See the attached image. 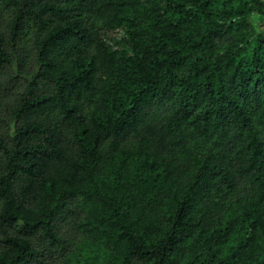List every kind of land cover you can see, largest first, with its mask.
Instances as JSON below:
<instances>
[{
	"label": "trees",
	"instance_id": "trees-1",
	"mask_svg": "<svg viewBox=\"0 0 264 264\" xmlns=\"http://www.w3.org/2000/svg\"><path fill=\"white\" fill-rule=\"evenodd\" d=\"M255 12L0 0V264H264Z\"/></svg>",
	"mask_w": 264,
	"mask_h": 264
},
{
	"label": "rangeland",
	"instance_id": "rangeland-1",
	"mask_svg": "<svg viewBox=\"0 0 264 264\" xmlns=\"http://www.w3.org/2000/svg\"><path fill=\"white\" fill-rule=\"evenodd\" d=\"M259 2L264 6V0H259ZM250 34L253 32H264V15L258 12L253 13L252 15L249 16L248 18V26L246 28ZM232 35H234V38H232ZM241 36V32L240 31H234L231 32L227 37L220 39V43L223 46H228L231 43L237 42V40L239 39V37ZM238 44V43H237ZM235 212V209H231L230 211H227V214L225 216H228L230 214H233ZM72 244V243H70ZM72 248L69 247V250H71ZM77 250V249H75ZM88 249L84 250L85 254L88 253H92V252H88ZM94 256V253L90 254ZM70 258V257H69ZM74 258V256H72V259ZM76 263V258L73 259V262L71 261V264H75Z\"/></svg>",
	"mask_w": 264,
	"mask_h": 264
}]
</instances>
